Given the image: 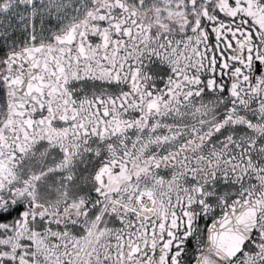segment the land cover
Masks as SVG:
<instances>
[{
  "label": "snow or ice",
  "instance_id": "obj_1",
  "mask_svg": "<svg viewBox=\"0 0 264 264\" xmlns=\"http://www.w3.org/2000/svg\"><path fill=\"white\" fill-rule=\"evenodd\" d=\"M0 264H264V0H0Z\"/></svg>",
  "mask_w": 264,
  "mask_h": 264
}]
</instances>
